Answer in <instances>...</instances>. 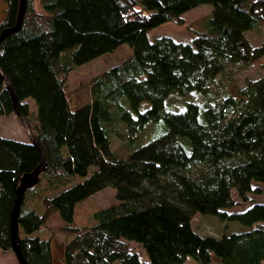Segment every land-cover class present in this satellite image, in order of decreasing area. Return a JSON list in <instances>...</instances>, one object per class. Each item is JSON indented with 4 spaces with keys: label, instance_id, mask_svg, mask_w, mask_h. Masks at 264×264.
Returning <instances> with one entry per match:
<instances>
[{
    "label": "trees",
    "instance_id": "trees-1",
    "mask_svg": "<svg viewBox=\"0 0 264 264\" xmlns=\"http://www.w3.org/2000/svg\"><path fill=\"white\" fill-rule=\"evenodd\" d=\"M25 1L20 31L0 44V117L15 116L6 77L46 163L17 219L26 264H52L49 240L35 235L50 212L66 224L62 264H141L131 242L144 250V264L188 258L264 264V203L249 198L264 189V74L219 97L211 90L229 65L259 63L264 70V0ZM3 2L0 33L15 25L19 11V0ZM204 5L212 11L187 25L189 42L149 39L164 24L183 26L182 16ZM248 33L262 38L259 45H251ZM122 45L131 55L67 91L76 67ZM172 96L184 101L181 110H167ZM148 127L147 140L154 139L137 146L142 141L133 137ZM40 162L30 141L0 135L3 252H12L10 216L20 179ZM106 188L116 204L96 210L94 225L73 227L76 206ZM29 197L38 210H26ZM237 203L247 208L229 213ZM196 215L241 228L204 236L192 227Z\"/></svg>",
    "mask_w": 264,
    "mask_h": 264
},
{
    "label": "rangeland",
    "instance_id": "rangeland-1",
    "mask_svg": "<svg viewBox=\"0 0 264 264\" xmlns=\"http://www.w3.org/2000/svg\"><path fill=\"white\" fill-rule=\"evenodd\" d=\"M5 11V3L3 0H0V23L4 18ZM211 6H200L196 9H193L187 13H185L182 18L184 20L183 26H175L173 24H164L161 27L152 30L148 33V37L151 41H154L156 38L161 36H170L176 41L179 42H189L191 39V33L187 29V25L199 20L209 13H211ZM247 38L250 41L252 46L259 45L262 38H256L253 33H248ZM132 50L128 45H122L115 52L103 55L93 61L86 63L82 66L76 67L67 79V91L70 93L74 90L80 82H85L92 78L93 76L99 75L103 72L108 71L111 67L118 64L122 60L126 59L129 55H131ZM258 64H254L251 67L238 68L235 66L229 65L226 74L224 76L219 77L215 83L212 84L211 90L216 97H219L225 92L232 93L233 86L236 88H243L248 81L257 80L260 76L264 74V70H261ZM186 100L190 101H198L200 99L196 98V96H187ZM185 100V99H184ZM202 100V99H201ZM30 107V113L35 117L36 115V106L33 100L29 99L28 101ZM183 100L172 96L168 101L166 106L167 110L171 109L174 111H179L182 109ZM149 108L147 103L143 104L141 109L146 110ZM169 108V109H168ZM31 127L34 130L35 125L33 124V117ZM4 120V119H1ZM9 120L13 123H8L5 127V135L7 139L12 140H20L23 142L29 141V136L22 125V122L16 116H10ZM0 127L2 128V121L0 123ZM123 128V127H122ZM31 130V129H30ZM152 133V127H148L145 131H142L138 135L134 136L133 139L135 141L141 142V144H137V146H143L146 143L152 141L154 137L150 140L147 138L150 137ZM125 141L129 140V136L125 135ZM146 139V140H145ZM79 182V179L78 181ZM115 192L111 188H106L103 191L93 195L88 200L82 202L81 204L76 206L73 223L71 224L76 228H84L90 227L95 224V220L93 218V213L98 209H106L116 204L114 199ZM52 196V195H51ZM232 197L234 200L239 202L238 197L236 196L235 191H232ZM27 203H25L26 210L34 209L38 210L39 203L36 199L29 197ZM264 198V197H263ZM243 204V205H242ZM247 208V204L245 203H237V208L229 210L230 212L242 211ZM43 209V208H42ZM42 210H39V212ZM66 224L61 220L59 214L56 212H50L47 217V223L42 229H40L35 235L40 237L41 239L49 240L51 255H52V264H62V256H63V245L66 241V236L62 233L61 227H64ZM192 227L204 236H213L219 238L223 233H230L237 231L241 228V226L237 223H222L217 220L215 217L207 216L201 217L196 215L192 219ZM223 232V233H222ZM129 248L134 250L137 254H139L141 259V264L147 262V256L144 250L138 246L136 243L131 242L128 244ZM13 255V254H12ZM16 264H18L15 261ZM113 264H119L117 262ZM184 264H198L193 259L188 258ZM211 264H220L217 260H214Z\"/></svg>",
    "mask_w": 264,
    "mask_h": 264
},
{
    "label": "water",
    "instance_id": "water-1",
    "mask_svg": "<svg viewBox=\"0 0 264 264\" xmlns=\"http://www.w3.org/2000/svg\"><path fill=\"white\" fill-rule=\"evenodd\" d=\"M26 9V1L25 0H19V11L16 19V23L12 28L5 29L0 33V44L9 36H11L14 33H17L20 31L22 27V22L25 14ZM6 85V90L9 93L10 98L12 99L13 106H14V115L19 118V120L22 122V125L24 126L28 136L29 141L34 146L38 148L41 154V162L40 165L34 170V172L30 174H26L22 176L19 182V186L17 188V198L13 204L11 216H10V236H11V249L12 253L15 256V259L18 264H26L20 247L18 245V216L20 213V207L23 200L24 193L28 190L33 188L39 183V173L40 171L45 167V159L43 154V149L40 144L32 137L29 126L25 123L24 119L18 114L17 112V99L14 95V91L6 77H3Z\"/></svg>",
    "mask_w": 264,
    "mask_h": 264
},
{
    "label": "crops",
    "instance_id": "crops-1",
    "mask_svg": "<svg viewBox=\"0 0 264 264\" xmlns=\"http://www.w3.org/2000/svg\"><path fill=\"white\" fill-rule=\"evenodd\" d=\"M9 118H10V116L9 117H0V123L2 121V128L0 127V135L3 138H7L5 135L6 134L5 133V130H6L5 127L8 125V123H13V122H11V120H9ZM1 119H4V120H1ZM17 141H20V140H17ZM21 142H23V141H21ZM263 197H264V189L262 190V195L260 197L249 196L250 199H254V200H257L259 202L264 203ZM12 254H13L12 252H3L0 250V264H16L15 263V261H16L15 256H14V254L13 255Z\"/></svg>",
    "mask_w": 264,
    "mask_h": 264
}]
</instances>
